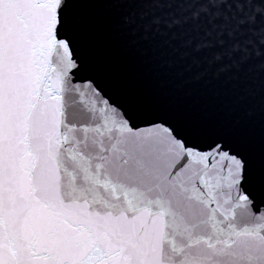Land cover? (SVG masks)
<instances>
[{"label":"snow or ice","instance_id":"6c2138e0","mask_svg":"<svg viewBox=\"0 0 264 264\" xmlns=\"http://www.w3.org/2000/svg\"><path fill=\"white\" fill-rule=\"evenodd\" d=\"M114 2L0 0V264H264V82L162 97Z\"/></svg>","mask_w":264,"mask_h":264},{"label":"clouds","instance_id":"9594fccd","mask_svg":"<svg viewBox=\"0 0 264 264\" xmlns=\"http://www.w3.org/2000/svg\"><path fill=\"white\" fill-rule=\"evenodd\" d=\"M213 3H216V4H219V3H222L224 2V0H212ZM248 3L250 4L251 3V0H248ZM243 6L241 4H237V8H242ZM206 11V9H203ZM255 12L257 13H261L262 15H264V9H261L259 7L255 8ZM249 19L250 20H254L255 19V14L249 16Z\"/></svg>","mask_w":264,"mask_h":264}]
</instances>
